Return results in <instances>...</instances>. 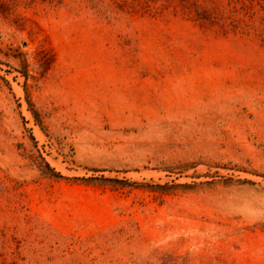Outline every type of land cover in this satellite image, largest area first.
I'll return each instance as SVG.
<instances>
[{
    "label": "rangeland",
    "instance_id": "1",
    "mask_svg": "<svg viewBox=\"0 0 264 264\" xmlns=\"http://www.w3.org/2000/svg\"><path fill=\"white\" fill-rule=\"evenodd\" d=\"M0 264H264V0H0Z\"/></svg>",
    "mask_w": 264,
    "mask_h": 264
}]
</instances>
